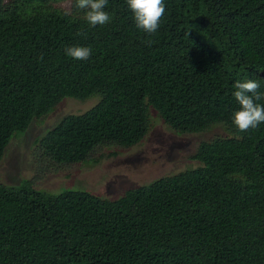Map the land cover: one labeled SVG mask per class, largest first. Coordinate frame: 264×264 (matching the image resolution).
Returning <instances> with one entry per match:
<instances>
[{
	"label": "trees",
	"instance_id": "trees-1",
	"mask_svg": "<svg viewBox=\"0 0 264 264\" xmlns=\"http://www.w3.org/2000/svg\"><path fill=\"white\" fill-rule=\"evenodd\" d=\"M61 1L0 0V159L64 97L99 99L36 140L59 164L139 143L150 108L176 133L225 135L200 141L195 167L114 199L0 182V264H264V123L241 132L232 118L237 80L258 81L264 104V0H164L151 35L127 0H108L96 27ZM73 45L90 57L68 56Z\"/></svg>",
	"mask_w": 264,
	"mask_h": 264
},
{
	"label": "rangeland",
	"instance_id": "rangeland-1",
	"mask_svg": "<svg viewBox=\"0 0 264 264\" xmlns=\"http://www.w3.org/2000/svg\"><path fill=\"white\" fill-rule=\"evenodd\" d=\"M54 5L71 10V0ZM98 99L97 94L85 100L64 97L47 115L33 119L25 132L13 136L7 145L0 159V182L15 185L27 179L47 192L83 189L114 199L129 188L195 167L198 162L191 155L200 141L225 135L220 126L199 133H176L150 108L149 131L133 146L102 147L88 161L69 165L43 158L36 140L65 115L81 113Z\"/></svg>",
	"mask_w": 264,
	"mask_h": 264
},
{
	"label": "clouds",
	"instance_id": "clouds-1",
	"mask_svg": "<svg viewBox=\"0 0 264 264\" xmlns=\"http://www.w3.org/2000/svg\"><path fill=\"white\" fill-rule=\"evenodd\" d=\"M107 3L108 0H76V7L86 10L85 19L91 27H96L107 25L111 20L109 13L105 11ZM127 5L133 13L137 28L149 35L157 32L165 13L164 0H127ZM78 34L86 36L83 32ZM147 43L150 45L151 41ZM65 52L73 59L87 60L91 55V48L73 45L66 47ZM259 87V82L252 79L237 80L234 84L236 90L233 95L240 107L234 111L232 118L241 132L264 123V104L256 102L261 99Z\"/></svg>",
	"mask_w": 264,
	"mask_h": 264
}]
</instances>
